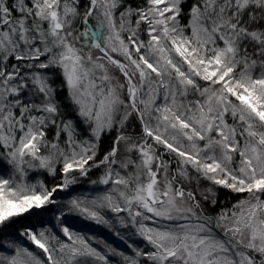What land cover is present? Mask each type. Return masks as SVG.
Masks as SVG:
<instances>
[{
	"label": "snow or ice",
	"instance_id": "1",
	"mask_svg": "<svg viewBox=\"0 0 264 264\" xmlns=\"http://www.w3.org/2000/svg\"><path fill=\"white\" fill-rule=\"evenodd\" d=\"M0 264H264V0H0Z\"/></svg>",
	"mask_w": 264,
	"mask_h": 264
},
{
	"label": "rangeland",
	"instance_id": "2",
	"mask_svg": "<svg viewBox=\"0 0 264 264\" xmlns=\"http://www.w3.org/2000/svg\"><path fill=\"white\" fill-rule=\"evenodd\" d=\"M93 178L95 179L96 175H94ZM84 187L85 188H89L91 186L85 184ZM225 202H226L225 200L224 201L222 200L221 204H224ZM78 227H79V225H78ZM89 234H93L99 239L107 240L109 243H112L114 246L121 244V242L119 241V239L117 237H115L114 235L110 234L107 229H104L102 227L101 228H97L94 231V233H89Z\"/></svg>",
	"mask_w": 264,
	"mask_h": 264
},
{
	"label": "trees",
	"instance_id": "3",
	"mask_svg": "<svg viewBox=\"0 0 264 264\" xmlns=\"http://www.w3.org/2000/svg\"><path fill=\"white\" fill-rule=\"evenodd\" d=\"M222 200H223V201H224V200L226 201V197H223V196H222V197H221V201H222Z\"/></svg>",
	"mask_w": 264,
	"mask_h": 264
}]
</instances>
